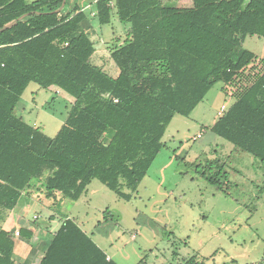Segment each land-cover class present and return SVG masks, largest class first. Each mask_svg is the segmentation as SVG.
Listing matches in <instances>:
<instances>
[{
  "label": "trees",
  "instance_id": "obj_1",
  "mask_svg": "<svg viewBox=\"0 0 264 264\" xmlns=\"http://www.w3.org/2000/svg\"><path fill=\"white\" fill-rule=\"evenodd\" d=\"M80 1L66 0L57 13L63 0H0V31L26 15L0 32V212L12 213L33 181L44 178L53 201L78 202L95 180L130 201L125 188L137 191L174 118L189 117L218 83L245 87L210 131L264 162V59L244 47L247 37L264 39V0H192L190 7L83 0L100 26L114 16L130 26L111 50L115 76L93 63L91 21ZM253 65L261 71H250ZM31 83L74 98L54 138L16 115ZM218 162L198 167L223 190ZM109 218L117 221L106 211L97 228ZM19 232L26 240L33 236L26 228ZM12 234L0 227V264H15ZM197 258L185 264H200ZM39 264L117 263L66 218Z\"/></svg>",
  "mask_w": 264,
  "mask_h": 264
},
{
  "label": "rangeland",
  "instance_id": "obj_2",
  "mask_svg": "<svg viewBox=\"0 0 264 264\" xmlns=\"http://www.w3.org/2000/svg\"><path fill=\"white\" fill-rule=\"evenodd\" d=\"M79 3L91 21L88 33L96 45L93 63L115 76L118 69L111 50L126 39L130 26L119 23L115 16L110 25L100 26L93 5ZM162 4L190 7L192 0H162ZM244 47L264 59L263 38L247 37ZM251 67L250 71L262 69ZM244 87L243 83H218L189 117L176 116L163 138L161 153L137 191L125 188L132 194L130 201L98 180L78 202H63L61 196L53 201L47 197L44 178L35 183L39 193L17 226L29 224L46 240L50 229L57 231L66 218L74 219L117 264H185L194 256L200 264H264V162L210 131ZM73 102L74 98L58 88L42 89L31 83L16 115L54 138ZM110 139L105 137L107 142ZM215 161L224 169L223 190L204 178L198 167ZM22 203L23 199L16 209ZM106 211L117 221L109 218L98 229ZM7 214L0 212V217H13ZM19 239L24 240L22 235Z\"/></svg>",
  "mask_w": 264,
  "mask_h": 264
},
{
  "label": "crops",
  "instance_id": "obj_3",
  "mask_svg": "<svg viewBox=\"0 0 264 264\" xmlns=\"http://www.w3.org/2000/svg\"><path fill=\"white\" fill-rule=\"evenodd\" d=\"M192 4H193V1H192ZM260 59H262V58H260ZM36 182H37V180L33 181V183H32L33 187L31 189H29L27 191V193L24 195V197L22 198L23 203L21 204V206L18 207L19 209H15L12 212L13 217L11 218V216L9 214L10 217L8 216L9 218L8 217L6 218V215H5V219L2 220L3 221L2 223H0L1 228L10 229L13 233L12 236L16 242L15 252H14L15 264H39L41 258L43 257V255H44V253H45V251L49 245V242L52 238V235L56 232V231H52L53 229H50V233L48 234L49 237L45 240L43 234L40 232L39 229L32 228V226H30L28 224V226H26V229L28 227V230L32 231V233H33V236L31 239H29V240H26V239L23 240L22 239V241H21V239H19L20 236L15 235V233L19 230V228H24V227H20V226L18 227L17 224H19L21 222V218L24 216L25 212L32 206L33 201H34L35 196H36L35 193H39L38 188L35 187ZM19 216H21V217H19ZM2 217H0V219ZM35 219H37V218H35ZM90 236H92L93 241L100 247L99 242H97L95 240V237L92 234H90ZM19 242H20V244H19ZM20 251L22 252V258L20 257L21 259H19L17 262L16 256H17V254H19V255L21 254ZM108 257H109V259H112V257L110 255H108Z\"/></svg>",
  "mask_w": 264,
  "mask_h": 264
},
{
  "label": "water",
  "instance_id": "obj_4",
  "mask_svg": "<svg viewBox=\"0 0 264 264\" xmlns=\"http://www.w3.org/2000/svg\"><path fill=\"white\" fill-rule=\"evenodd\" d=\"M65 5H66V0H63L62 6H61L56 12H57V13L61 12V11L64 9ZM25 17H26V15L20 17L17 21H14V22H12L11 24L5 26L0 32H2V31H4V30H6V29H8V28H10V27H12V26H14L18 21L23 20Z\"/></svg>",
  "mask_w": 264,
  "mask_h": 264
},
{
  "label": "built area",
  "instance_id": "obj_5",
  "mask_svg": "<svg viewBox=\"0 0 264 264\" xmlns=\"http://www.w3.org/2000/svg\"><path fill=\"white\" fill-rule=\"evenodd\" d=\"M15 235H16V236H20V232L17 231V232L15 233Z\"/></svg>",
  "mask_w": 264,
  "mask_h": 264
}]
</instances>
